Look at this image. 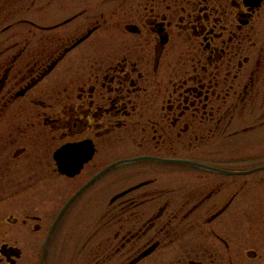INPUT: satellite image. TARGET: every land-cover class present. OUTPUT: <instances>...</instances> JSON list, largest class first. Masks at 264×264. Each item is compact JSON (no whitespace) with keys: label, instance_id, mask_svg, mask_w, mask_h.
Instances as JSON below:
<instances>
[{"label":"flooded vegetation","instance_id":"flooded-vegetation-1","mask_svg":"<svg viewBox=\"0 0 264 264\" xmlns=\"http://www.w3.org/2000/svg\"><path fill=\"white\" fill-rule=\"evenodd\" d=\"M112 1L109 7L97 12H90L88 5L69 15L75 18L85 15V20L62 37L54 25L69 16L58 23L30 21L43 35L54 30L51 36L46 35L53 45L42 47L45 56L37 52L35 58L24 60V53L19 50L17 57L0 62V68L7 65L1 78L0 115L46 76L66 75L70 71V75L59 76L29 96L22 108L27 112L26 123L19 119L26 132L32 130L34 140L41 137L40 127L44 124L53 128V133L54 129L60 131L64 142L52 153V172L48 177L75 178L89 168L97 169L85 182L89 181L108 165L126 159L106 163L103 155L112 144V148L119 147L123 141L119 137L123 136L136 144L134 151L137 148L142 151L127 158L176 157L225 170H250L228 174L184 165L201 173V181L190 191L162 185L164 181L160 183L161 177L156 175L143 178L132 185L137 186L130 192L115 199H120L115 204L122 217L132 205L137 221L120 224L114 236L92 246L89 253L94 257L115 246L111 254L120 255V264H128L154 246L134 264L154 256L161 258L160 264H264L263 246L258 248L259 244L249 235L260 223L264 228V210L261 219V214L244 209L247 206L240 203L243 198L238 199L243 197L240 191L255 184L247 178L235 189L232 179L264 171V162L241 168L224 164L227 158L231 159L229 153L234 148L231 144L239 145L240 137L251 143L255 133L264 131V42H257V36H261L258 18L264 0L256 5L249 0ZM105 2L110 0H99ZM87 33L88 37L80 43L88 41L81 50L86 53L59 69L63 59L57 62L55 59ZM96 33L103 46L114 40L115 48L96 46L90 50V41ZM21 60L25 61L23 67ZM31 83L23 94H17ZM8 85L12 87L5 91ZM15 129L9 132L8 144L21 138L18 125ZM86 141L93 151L81 170L74 176L60 172L55 157L57 150L65 144ZM206 142L219 143L213 160L184 156L178 149L179 143L191 149ZM220 145L225 150L220 151ZM121 165L110 168L95 181ZM133 191L137 192L132 194ZM109 212L107 209L104 214L107 216ZM235 225L246 227L243 237H236L230 230ZM1 249L0 262L15 264L18 258L12 254L11 247Z\"/></svg>","mask_w":264,"mask_h":264},{"label":"rangeland","instance_id":"rangeland-1","mask_svg":"<svg viewBox=\"0 0 264 264\" xmlns=\"http://www.w3.org/2000/svg\"><path fill=\"white\" fill-rule=\"evenodd\" d=\"M7 1H9L8 4ZM110 3L113 4L114 1L99 3V0H0V62L4 59L17 57L19 50L23 51L24 60L35 58L37 52L41 53L42 56L47 54L42 50V47L49 48L53 45L46 35L51 36L54 30L51 32L46 31L43 35L36 24L30 22L31 20L42 21V23H55L72 13L82 11L88 5L90 6V10L88 9L90 12H97L100 8L109 7ZM40 5H44L45 8L40 9ZM259 14L258 27L261 36H257V42L261 44L264 42V6L260 9ZM84 17L85 15L79 18L69 16L66 20H61L62 23L54 25V27L58 28L59 36H64L67 30L75 28L78 23L85 20ZM86 37H88V34L82 35L79 38L81 42L76 41L72 47L66 48L59 55L58 60L63 59L59 69L62 68L61 65L63 64L79 60L80 57H77L79 54L86 53L85 50H81L88 41L80 45ZM90 42H92L90 50L96 46L109 49L115 48L114 40L103 46V41L98 39V33ZM75 47L78 48L71 52ZM58 60L55 59V61ZM24 62L21 60L20 66L23 67ZM6 67L7 65H4L0 68V80ZM23 71H27V69L24 68ZM52 74L48 76L46 74V78L42 83L30 89L24 97L14 102L7 112L2 113V116L0 115V249L11 247L12 254L18 258L15 259V264H42L46 239L60 209L87 180V177L97 170L89 168L82 175L75 178L65 176L48 177L52 172L50 162L52 153L58 145L64 142V139L60 137V131L54 129L55 133H53V128L44 124L40 127L41 137L34 140L31 137L32 130L26 132V127L19 123V119L26 123L27 112L22 110L25 107L23 105L24 101L29 96L36 94L44 85L51 84L59 76L65 78L66 75H70V71H66V75L61 73L60 75L55 74L53 77ZM33 75H36V73H33ZM45 81L48 83L46 84ZM12 85H8L5 91L10 89L9 86L12 87ZM16 125H18L17 131L21 138L15 143L8 144L7 140H11V137L8 138L9 132L16 131ZM262 132L264 131H261L260 134L255 133V138L251 143H247L245 138L240 137L239 145L236 142L231 144L230 147L234 146L232 152L229 153L231 159L227 158L224 164L241 168L251 166L253 163L264 162V135L261 136ZM54 135H59V137L53 138ZM119 140H123L122 143L118 144L119 147L112 148V144L103 153L106 163L142 152L139 150L140 148L134 151L136 144L127 140L126 136L119 137ZM217 145L219 143L206 142L187 149L188 147L179 143L178 149H180V153L186 154L184 156L213 160L217 152ZM25 146L27 149L24 148ZM22 148L23 152H21ZM220 148H222L220 150L222 151L225 147L220 145ZM130 152H132L131 155H129ZM218 156H221V153ZM104 164H101V166ZM155 175L161 177L160 183L164 181L162 185L165 184L167 187H176L187 191L196 187L201 181V173L198 170L179 164L143 160V162L122 164L112 169L104 174L101 179L95 181L87 190L82 191L63 212L49 240L44 264H120V255L111 254L115 246L110 250L106 249L105 254L100 257L91 255L89 249L94 245H99L101 239L114 236L120 224L130 225L133 223L132 221L136 220L132 213V205L128 206V211L122 217L123 214L118 212L115 204L119 203L120 199L111 202L112 197L120 190L131 187L143 178ZM247 178L250 182L253 181L255 185H252L248 190L240 191V196L243 197L238 199L243 198L240 203L247 206L244 209L249 208L250 211L257 212L258 215L261 214L262 219V209L264 210V198H262L264 197V171L250 175L233 176L235 189L239 188L238 184ZM136 192L133 191L132 194ZM130 194L125 197H129ZM254 196H256L255 199H253ZM112 208L113 211L111 212ZM105 209H110L107 216L104 214ZM147 215L146 213L143 218L146 219ZM103 224L104 226L99 229V226ZM233 228H230V230L234 231L236 237H243L242 233L246 227L235 225ZM253 229L252 233H249L251 239L259 244L258 248H262V246L264 248V228L262 224L260 223V227H253ZM112 239L114 241V238ZM154 258H147L139 264L155 262V264H160L158 260H161V258ZM0 264L10 263L4 260Z\"/></svg>","mask_w":264,"mask_h":264},{"label":"water","instance_id":"water-1","mask_svg":"<svg viewBox=\"0 0 264 264\" xmlns=\"http://www.w3.org/2000/svg\"><path fill=\"white\" fill-rule=\"evenodd\" d=\"M251 2V4L256 5L260 3V0H249ZM88 34V33H87ZM87 36V35H86ZM81 39H79L78 41H80ZM58 60V59H57ZM57 62V61H55ZM54 62V63H55ZM52 65L45 71H49L51 69ZM42 73L43 75L45 74ZM33 83L27 85L25 88L21 89L17 94L21 95L23 94L27 88H29ZM2 81L0 82V89L2 87ZM92 146L90 144V142H80V143H75V144H65L63 145L56 153H55V157L57 159V162L59 164V169L62 173H67L69 175H75L76 173H78L81 168L84 165V162H86L92 154ZM144 158H150V159H156V160H161V161H171V162H177V163H183V164H190L193 166H199V167H204V168H208L211 170H216L219 172H224V173H232V174H236V173H244V172H249L250 170L247 171H236V170H225V169H221V168H216L214 166H210L204 163H199L196 161H192V160H188V159H183V158H158V157H152V156H140V157H135V158H131V159H123L120 161H117L111 165H109L108 167H106L105 169H103L100 173H98L96 176H94L89 182H87L85 185H83L74 195H72L70 197V199L67 201V203L65 204V206L62 208V210L60 211L56 221L54 222L49 236L47 238L46 241V245H45V249L43 252V257H42V264H44V260H45V256H46V251H47V247H48V243L50 240V237L52 235V232L56 226V224L58 223V221L60 220L63 212L66 210V208L68 207V205L74 200V198L80 194L93 180H95L99 175H101L103 172L107 171L108 169L119 165L121 163H125V162H130V161H135V160H139V159H144ZM264 167V166H263ZM261 167V168H263ZM135 187H131L125 191H122L118 194H116L113 197V200H115L116 198H118L121 195L126 194L127 192H129L131 189H133ZM154 248V246H152L149 250L145 251L144 253H142L141 255H139L137 258L131 260L128 264H134L136 261H138L141 257H143L144 255L148 254L152 249Z\"/></svg>","mask_w":264,"mask_h":264},{"label":"trees","instance_id":"trees-1","mask_svg":"<svg viewBox=\"0 0 264 264\" xmlns=\"http://www.w3.org/2000/svg\"><path fill=\"white\" fill-rule=\"evenodd\" d=\"M8 3H9V1H7V4H8ZM3 9H4V7H3ZM3 9H2V10H3Z\"/></svg>","mask_w":264,"mask_h":264}]
</instances>
